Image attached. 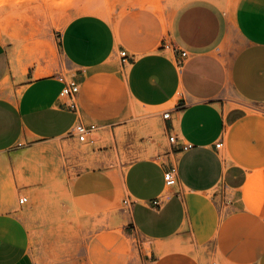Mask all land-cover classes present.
Here are the masks:
<instances>
[{
	"label": "crops",
	"instance_id": "1",
	"mask_svg": "<svg viewBox=\"0 0 264 264\" xmlns=\"http://www.w3.org/2000/svg\"><path fill=\"white\" fill-rule=\"evenodd\" d=\"M148 22L132 15L116 27L93 13L69 21L60 48L81 88L72 98L61 95L66 75L34 69L6 93L10 52L0 42V153L23 139L64 138L79 123L125 133L127 122L119 124L132 105L164 108L160 127L180 146L168 141L157 155L127 165L129 226L161 246L188 235L184 227L211 203L218 221L206 253L222 264H264V0H246L236 26L206 3L184 6L166 25ZM127 134L135 141V131ZM123 148L130 156L139 149L135 142ZM170 166L177 181L166 186ZM85 251L79 264H201L192 250L133 257L128 238L111 232ZM0 264H38L10 210L0 214Z\"/></svg>",
	"mask_w": 264,
	"mask_h": 264
},
{
	"label": "rangeland",
	"instance_id": "2",
	"mask_svg": "<svg viewBox=\"0 0 264 264\" xmlns=\"http://www.w3.org/2000/svg\"><path fill=\"white\" fill-rule=\"evenodd\" d=\"M245 1L0 0V42L10 52V71L2 89L13 93L29 69L38 70V76L63 73L70 79L73 71L60 48L61 33L88 8L116 27L132 15L140 16L147 26L153 17L166 25L184 6L206 3L236 26ZM162 110L132 105L119 124L127 122L125 133L104 125L85 142L72 134L49 141L29 138L0 153V214L10 210L22 221L38 264H79L90 240L108 232L124 234L133 257L154 252L159 244L146 242L129 226L130 200L123 178L133 159L166 148L168 139L157 118ZM130 131H135V141H130ZM133 142L139 149L130 156L123 144ZM25 197L27 203L21 205ZM207 206L194 215V226L184 227L182 234L188 235L169 240L162 244L164 248L159 245V250L185 248L195 251L201 264H222L214 252L206 253L204 244L214 235L218 221L213 205ZM168 243L171 248H166Z\"/></svg>",
	"mask_w": 264,
	"mask_h": 264
},
{
	"label": "built area",
	"instance_id": "3",
	"mask_svg": "<svg viewBox=\"0 0 264 264\" xmlns=\"http://www.w3.org/2000/svg\"><path fill=\"white\" fill-rule=\"evenodd\" d=\"M126 54H127L126 51H123L122 57H125ZM185 56H187L186 51L182 53V57L184 58ZM80 89L81 88L76 81L69 79L68 81L65 82L61 95L72 98L80 92ZM164 118H170V112H166L164 114ZM96 130H97V127L94 125L86 126V125L79 123L74 126L71 134L75 136L76 138H78L81 142H85V140H87L89 136ZM168 141L172 145L178 144V138L175 137V135L173 134H169ZM178 145L180 146V144ZM221 145H222L221 143H218L216 146L220 148ZM176 181H177L176 168L173 166H170L165 173L166 186H173L175 185ZM27 200H28L27 197L21 199L20 204L25 205L27 203Z\"/></svg>",
	"mask_w": 264,
	"mask_h": 264
},
{
	"label": "bare ground",
	"instance_id": "4",
	"mask_svg": "<svg viewBox=\"0 0 264 264\" xmlns=\"http://www.w3.org/2000/svg\"><path fill=\"white\" fill-rule=\"evenodd\" d=\"M86 12H87V13H93V14H96V13H94L95 10L92 11V8H91V9L88 8ZM154 126H155L156 128H158L157 124H154ZM70 203H71V206L75 208V205H74L72 199L70 200ZM169 244H170V243H168V247H166V248H169V247H170ZM174 244H175V243H174ZM176 245H177V244H176ZM164 246H165V245H161L162 248H164ZM161 247H160V248H161ZM173 247H174V245H173ZM182 247H183V246H182ZM155 248H156V249H157V248L159 249V245H158V247L156 246ZM170 248H171V247H170ZM184 250H185V248H184ZM186 250H187V249H186ZM159 251H160V250H159ZM165 251H166V250H165Z\"/></svg>",
	"mask_w": 264,
	"mask_h": 264
}]
</instances>
